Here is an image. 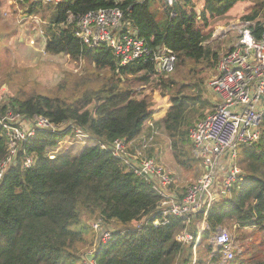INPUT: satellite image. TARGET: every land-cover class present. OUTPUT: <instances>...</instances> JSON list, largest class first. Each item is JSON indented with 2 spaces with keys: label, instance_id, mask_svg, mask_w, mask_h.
Here are the masks:
<instances>
[{
  "label": "trees",
  "instance_id": "16d2710c",
  "mask_svg": "<svg viewBox=\"0 0 264 264\" xmlns=\"http://www.w3.org/2000/svg\"><path fill=\"white\" fill-rule=\"evenodd\" d=\"M238 3H245L242 21L259 38L264 31V0H175L172 4L166 0L47 4L25 0L21 4L27 6L24 16L41 15L46 21L45 53H63L85 66L80 78L60 79L58 87L64 94L10 96L0 103V116L7 112L28 119L42 116L55 126L68 125L66 132L80 128L92 143L77 153L52 158L60 133L36 130L21 144L0 179V264H83V255L94 245V232L84 216L101 223L99 235L101 229L113 232L110 240L98 239L93 247L96 264L190 263L191 245L179 242L177 235L184 229L195 234L202 212L190 215L188 224L182 217L168 216L165 224L153 225L154 220H162L158 193L133 174L125 158L112 154L111 145L122 139L134 141L139 148L141 136L153 135V140L160 127L175 164L192 162L189 132L209 115L197 106L204 105L202 75L206 69L216 71L222 55L218 41L210 40L203 29ZM115 8L151 52L161 45L172 51L173 72L155 74L150 60L121 66L109 48L90 47L76 38L79 16ZM258 130L255 143L236 150L240 179L208 210L200 243L204 250L197 247V264L221 263V254L210 255V239L219 227L239 231V238L248 229L264 231V109ZM135 146L129 149L131 154ZM7 155V138L0 127V164ZM144 155L163 166L157 148H146ZM28 157L33 164L24 167ZM238 254L225 264H264V255L245 259Z\"/></svg>",
  "mask_w": 264,
  "mask_h": 264
},
{
  "label": "built area",
  "instance_id": "2783aa9c",
  "mask_svg": "<svg viewBox=\"0 0 264 264\" xmlns=\"http://www.w3.org/2000/svg\"><path fill=\"white\" fill-rule=\"evenodd\" d=\"M38 1L47 4L61 0ZM174 1L166 0L168 4ZM9 2L21 5L25 0ZM23 19L33 22L35 27H40V20L36 16H24L21 12L20 20ZM262 24L264 27V21ZM74 34L80 42L90 47L109 48L121 66L134 62L143 64L150 60L154 65L155 74L165 75L174 70L176 59L172 51L161 45L155 52H151L144 39L137 36L129 23L124 21L120 9H101L82 14L76 20ZM209 86L216 95L218 104L211 114L197 121L189 132L192 154L200 161L203 174L187 189L181 199L171 192L173 176L165 171L154 157L144 155L153 135H142L139 148H136L134 141L126 142L122 139L114 140L111 145L112 154L125 158L133 174L143 179L158 193V208L162 211V220H154L153 225L165 224L168 222V216L182 217L187 224L190 215L202 212L203 218L196 224L195 234L184 229L177 235L179 242L191 245L192 259L189 264L198 263L197 247L201 243L202 232L207 228L205 217L212 203L226 196L230 185L240 179V168L234 164L237 148L253 144L259 138L258 125L264 109V31L256 38L248 24L244 23L239 28L237 41L221 55L216 75L210 80ZM0 127L6 135L8 145V155L0 164L1 179L21 144L33 137L36 130L62 134L69 126H55L42 116L28 119L20 114L7 112L0 116ZM24 129H27V133L23 135ZM71 135L77 138V142L92 143L89 135L80 128L74 127ZM133 146L135 148L131 154L129 149ZM101 147L104 148L103 145ZM49 156L54 157L53 154ZM32 164L33 159L28 157L23 166L29 167ZM222 169L223 176L220 180L218 176ZM99 227L98 223L95 224V228ZM101 230L99 241L105 243L110 240L113 232ZM210 243V255L222 256L220 264L232 260L238 253V248L225 227L217 229ZM83 264H96L93 253L85 255Z\"/></svg>",
  "mask_w": 264,
  "mask_h": 264
},
{
  "label": "rangeland",
  "instance_id": "374dc122",
  "mask_svg": "<svg viewBox=\"0 0 264 264\" xmlns=\"http://www.w3.org/2000/svg\"><path fill=\"white\" fill-rule=\"evenodd\" d=\"M245 7V3L236 4L225 15L215 18L210 27L203 29L205 33L211 35L210 40L218 41L221 49L220 54L225 53L237 41L239 28L244 25L241 16L245 12ZM25 8L27 6L21 7V5L10 3L9 0H0V103L10 96H25L31 92L47 95L64 94L58 87L60 79L64 75H71L73 79L80 78L85 66L83 62L70 61L68 56L63 53L56 55L45 53V38L41 30L46 21L39 15L40 27H35V24L29 20H20L21 12ZM215 75L216 71L211 69H206L202 75L204 81L202 102L204 105L201 107L198 104L197 106L207 115L211 111L213 112L218 104V99L209 86L210 80ZM194 89L197 91L196 88ZM156 130L149 147H153V150L157 148L160 155L159 160L165 171L173 176L171 192L175 196H184L187 189L203 174V167L200 161H196V158L193 157L192 162L184 166L175 164L172 156L169 155L170 148L164 131L160 127ZM25 133H27V129H24L23 135ZM60 136L54 150H51L53 155L66 152L77 153L85 145L91 143L88 141L77 142V138L71 135V131L62 133ZM236 161L237 157L234 159V163L237 165ZM222 176L223 169L220 170L218 178L221 180ZM83 219L94 232V238H92L94 245L88 248L85 252L86 255L93 253V247L98 241L100 233L99 228H95V224L98 223L100 226L101 223L97 220H86L85 216ZM225 229L228 231V228L225 227ZM245 231V234L239 238V231L229 230L234 244L238 248L239 254H237L245 259L255 254L264 255V241H262L263 245H260L261 239L264 238V231H259L257 228ZM199 248L201 251L204 250L203 243ZM85 255H83L84 258Z\"/></svg>",
  "mask_w": 264,
  "mask_h": 264
}]
</instances>
